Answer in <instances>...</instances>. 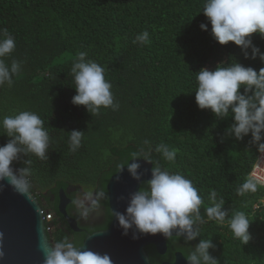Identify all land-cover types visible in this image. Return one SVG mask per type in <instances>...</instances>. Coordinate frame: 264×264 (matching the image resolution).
Here are the masks:
<instances>
[{
    "label": "trees",
    "instance_id": "16d2710c",
    "mask_svg": "<svg viewBox=\"0 0 264 264\" xmlns=\"http://www.w3.org/2000/svg\"><path fill=\"white\" fill-rule=\"evenodd\" d=\"M203 3L0 0V30L8 29L16 43L5 59L9 64L13 59L22 62L14 83L0 87V119L28 110L45 122L51 138L49 158L29 157L31 190L37 197V192L77 184L107 191L117 165L149 140L152 158L161 167L183 173L199 189L202 214L204 207L211 206L208 195L215 189L225 199L229 217L234 211L248 216L252 239L247 245L234 238L227 219L219 224L205 216L204 239L212 240L214 249L227 257L226 263L264 264V188L245 196L236 191L259 152L249 143L251 134L242 141L226 135L231 117L217 118L211 110H201L195 99V77L202 68L214 70L220 62L233 59L259 71L264 62L245 59L234 42L219 44L202 12ZM201 23L208 24V31L200 28ZM145 30L149 42L133 43ZM252 39L264 52V37L256 33ZM80 52L106 69L120 105L117 111L101 108L92 116L85 106L72 103L77 93L71 67ZM72 130L84 132L82 146L74 152L69 146ZM9 139L0 136V145ZM159 143L179 149L174 164L154 151Z\"/></svg>",
    "mask_w": 264,
    "mask_h": 264
},
{
    "label": "clouds",
    "instance_id": "9594fccd",
    "mask_svg": "<svg viewBox=\"0 0 264 264\" xmlns=\"http://www.w3.org/2000/svg\"><path fill=\"white\" fill-rule=\"evenodd\" d=\"M202 12L208 18L211 34L219 44L234 42L240 47L245 59L259 58L264 62V52L252 39L256 33L264 37V0H204ZM200 28L208 31V24L201 23ZM148 42L147 30L133 40V43L141 45ZM15 48V38L8 29L0 30V87L5 84L11 86L14 77L22 71L21 61L13 59L9 64L5 59L12 55ZM105 72L106 69L98 62L87 59L86 52L78 53L71 67L77 93L72 103L85 106L92 116L98 115L101 108L117 111L120 107ZM195 79L198 85L195 91L198 107L211 110L217 118L231 117L233 122L226 129V135L242 141L251 134L249 143L264 154V67L257 71L232 59L231 63L220 62L214 70L202 68L196 73ZM0 129V136L6 134L10 138L6 144L0 145V191L4 188V181H7L16 192L27 195L32 187L33 176L30 154L40 160L49 158L51 138L45 122L37 113L24 110L0 119ZM83 136L84 132L80 130L69 132L71 151H77L82 146ZM143 143L139 151L131 153L129 160L117 165V182L120 180L119 174L127 169L140 185L127 197L124 212L113 210V216L124 235L131 231L133 239H138L140 235L159 233L168 240L184 238L186 242L194 241L201 236L200 226L205 223L206 216L208 220L219 224H224L227 219L234 238L244 245L249 243L252 239L249 231L251 222L246 213L234 211L229 217V211L224 207L225 199L212 189L208 195L211 206L204 207L202 214L204 199L192 180L179 171L161 167L159 161L152 158L151 142L146 139ZM154 151L163 160L174 164L179 149L159 143ZM141 161L153 165L151 178L146 181L143 179ZM14 162L25 166L15 168ZM261 188H264V177L252 172L236 191L238 195L245 196L255 194ZM106 195L102 189L82 190L71 203L80 217L87 219L92 213L99 212L101 201ZM119 199L124 200L125 197L120 196ZM254 207L258 208L259 205ZM2 240L3 233H0ZM214 247L211 239H200L186 259L189 264H219L209 251ZM81 249L65 237L45 249L44 264H113L107 253ZM3 255L0 248V258Z\"/></svg>",
    "mask_w": 264,
    "mask_h": 264
},
{
    "label": "water",
    "instance_id": "95a60500",
    "mask_svg": "<svg viewBox=\"0 0 264 264\" xmlns=\"http://www.w3.org/2000/svg\"><path fill=\"white\" fill-rule=\"evenodd\" d=\"M141 163L143 179L146 181L151 178L153 165L143 161ZM116 175L118 172L111 177L107 185L109 202L112 212H124L127 197L138 190L140 185L130 176L127 169L119 174V182L115 179ZM74 190H71V187L67 189ZM60 196L63 211L65 190L60 191ZM120 196L125 199L120 200ZM46 223L45 210L34 192L30 189L27 195L19 194L4 181V188L0 191V233H3L0 248L4 255L0 258V264H44L45 249L53 245ZM167 240L159 233L140 235L138 239H133L131 231L128 235L123 234V229L118 226L113 216L108 229L87 235L81 250L107 253L113 264H150L145 247L154 244L164 254Z\"/></svg>",
    "mask_w": 264,
    "mask_h": 264
},
{
    "label": "flooded vegetation",
    "instance_id": "af4514ba",
    "mask_svg": "<svg viewBox=\"0 0 264 264\" xmlns=\"http://www.w3.org/2000/svg\"><path fill=\"white\" fill-rule=\"evenodd\" d=\"M113 176V175H112ZM111 176V177H112ZM111 179V178H110ZM71 187L74 191H67ZM96 190L97 187L90 186L85 188L82 185H69L65 190V196L63 199V211L61 209V196L60 190L58 191H45L44 193L37 192L39 195L37 198L43 206L45 213L52 210V220L47 221L46 229L49 239L53 244L62 241L67 237L71 242L78 246H82L89 234H93L97 231H103L110 227L113 220V212L109 202L108 191L106 197L101 201V207L98 213H92L87 219L80 217L77 209L71 203V201L82 190ZM206 223V220H205ZM203 223L201 227V236L194 241H185L184 238H173L167 240V247L165 253L162 254L159 248L154 244H149L145 247V253L149 257L150 264H189L186 256L200 241L204 239L205 229ZM210 254L219 261V264H227V257L218 252L217 249H210Z\"/></svg>",
    "mask_w": 264,
    "mask_h": 264
},
{
    "label": "built area",
    "instance_id": "2783aa9c",
    "mask_svg": "<svg viewBox=\"0 0 264 264\" xmlns=\"http://www.w3.org/2000/svg\"><path fill=\"white\" fill-rule=\"evenodd\" d=\"M256 172L258 175L264 177V154L259 153L257 156V160L253 166V169L251 171ZM46 220L49 222L52 220V216L46 215Z\"/></svg>",
    "mask_w": 264,
    "mask_h": 264
},
{
    "label": "rangeland",
    "instance_id": "374dc122",
    "mask_svg": "<svg viewBox=\"0 0 264 264\" xmlns=\"http://www.w3.org/2000/svg\"><path fill=\"white\" fill-rule=\"evenodd\" d=\"M50 214H48V216H49Z\"/></svg>",
    "mask_w": 264,
    "mask_h": 264
}]
</instances>
